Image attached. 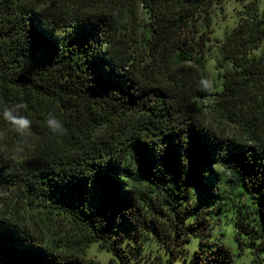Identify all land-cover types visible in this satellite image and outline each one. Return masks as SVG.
Returning a JSON list of instances; mask_svg holds the SVG:
<instances>
[{"label": "trees", "instance_id": "16d2710c", "mask_svg": "<svg viewBox=\"0 0 264 264\" xmlns=\"http://www.w3.org/2000/svg\"><path fill=\"white\" fill-rule=\"evenodd\" d=\"M224 1L0 0V264H170L191 235L194 264H231L203 203L264 264V14L237 0L216 37ZM208 61L235 134L202 113Z\"/></svg>", "mask_w": 264, "mask_h": 264}, {"label": "rangeland", "instance_id": "374dc122", "mask_svg": "<svg viewBox=\"0 0 264 264\" xmlns=\"http://www.w3.org/2000/svg\"><path fill=\"white\" fill-rule=\"evenodd\" d=\"M260 12L264 14V0H256ZM239 7L237 0H225L223 3V10H215L213 13V36L221 37L225 30L230 29L235 21V9ZM264 48V42L262 45ZM207 79L209 94L202 102V113L206 122L213 127L216 131L226 134H235L237 129L234 124L224 119L216 109L215 94L213 93L212 78L214 76V69L211 61H208L203 71ZM202 206L206 210L205 216L210 220V237L208 240L222 243L226 246L230 253L231 264H256L248 246H244L242 249L239 248L237 242L234 239V228L233 220L229 213L220 211L212 206V204L203 203ZM198 247V237L191 235L189 241L186 243L187 250L185 253L178 254L170 264H194L191 260V254L194 249ZM97 248L93 246V254L98 255L102 260H106L107 256L103 253L96 251ZM161 252L155 248L145 257L143 264H158L157 259H154L155 255ZM149 258V259H148ZM166 256L162 253V260L164 264ZM261 264V263H259Z\"/></svg>", "mask_w": 264, "mask_h": 264}, {"label": "clouds", "instance_id": "9594fccd", "mask_svg": "<svg viewBox=\"0 0 264 264\" xmlns=\"http://www.w3.org/2000/svg\"><path fill=\"white\" fill-rule=\"evenodd\" d=\"M26 107V104L20 103L14 105L12 108H6L4 112V116L14 126L15 130L21 135L25 134L30 129L31 125L30 120H28L24 116H20L17 114L19 109H23ZM46 123L48 128L54 134L63 135L67 132V129L64 127L63 123L59 119L55 118L51 113L49 114V118Z\"/></svg>", "mask_w": 264, "mask_h": 264}]
</instances>
